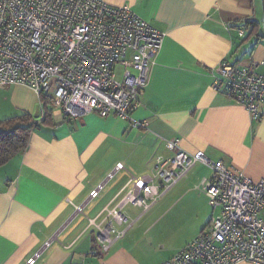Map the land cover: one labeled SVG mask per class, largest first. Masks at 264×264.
<instances>
[{
    "label": "crops",
    "instance_id": "crops-1",
    "mask_svg": "<svg viewBox=\"0 0 264 264\" xmlns=\"http://www.w3.org/2000/svg\"><path fill=\"white\" fill-rule=\"evenodd\" d=\"M102 1L129 5L164 33L141 106L132 113L147 126L134 129L127 120L96 113L69 121L50 106L49 116L41 120V99L33 89L0 88V121L28 113L39 123L28 148L0 167V264L168 260L210 222L213 213L200 189L212 175L207 166L197 165L172 188L185 195L176 196L171 207L193 194L201 209L178 246L166 249L153 224L139 226L142 208L128 205L123 212L132 226L105 254L92 221L100 222L102 211L117 204L131 176L153 175L156 158H172L179 149L204 152L254 182L264 181V120L254 121L244 106L214 89L215 68L224 60L264 75L262 0ZM247 20L260 23L257 35L249 29L240 34ZM169 142H179L180 148L170 150ZM192 199L189 205L196 202ZM131 208L140 213H131Z\"/></svg>",
    "mask_w": 264,
    "mask_h": 264
},
{
    "label": "built area",
    "instance_id": "built-area-1",
    "mask_svg": "<svg viewBox=\"0 0 264 264\" xmlns=\"http://www.w3.org/2000/svg\"><path fill=\"white\" fill-rule=\"evenodd\" d=\"M243 30L240 31L242 35ZM164 33L129 5L102 0H0V88L23 85L49 101L53 113L77 120L90 113L114 116L140 129L141 106ZM214 89L264 120V75L222 61ZM42 117L45 118L44 105ZM170 150L179 142L167 143ZM153 175L131 176L129 188L100 214L96 241L102 253L123 240L131 223L123 208L149 211L199 164L212 171L201 182L212 217L182 250L160 264H264V181L213 161L204 152L178 150L157 157ZM122 169V164L118 165ZM99 189L91 193L96 198ZM81 211V209H80ZM33 264V261L27 262Z\"/></svg>",
    "mask_w": 264,
    "mask_h": 264
},
{
    "label": "rangeland",
    "instance_id": "rangeland-1",
    "mask_svg": "<svg viewBox=\"0 0 264 264\" xmlns=\"http://www.w3.org/2000/svg\"><path fill=\"white\" fill-rule=\"evenodd\" d=\"M178 189V188H177ZM177 189H171L166 195L161 197L153 208L145 212L139 222L140 227H146L153 224V232L160 235L161 241L166 249L182 244L185 240L184 233L188 232L197 223L198 216L201 213L198 199L193 194L187 196L177 205L173 204L176 196L185 195V192L176 194ZM196 202L189 205V201ZM131 213L139 214L140 210L131 208ZM200 211V212H199ZM164 212L165 215L161 216ZM160 218V220H158ZM137 227V226H135Z\"/></svg>",
    "mask_w": 264,
    "mask_h": 264
},
{
    "label": "trees",
    "instance_id": "trees-1",
    "mask_svg": "<svg viewBox=\"0 0 264 264\" xmlns=\"http://www.w3.org/2000/svg\"><path fill=\"white\" fill-rule=\"evenodd\" d=\"M262 2L264 11V0ZM241 29H249L250 35H257L260 23L255 20H247L242 23ZM41 101L44 105L46 119L49 116V101L44 97L41 98ZM38 126L39 123L28 113L0 121V167L28 148L31 135Z\"/></svg>",
    "mask_w": 264,
    "mask_h": 264
}]
</instances>
